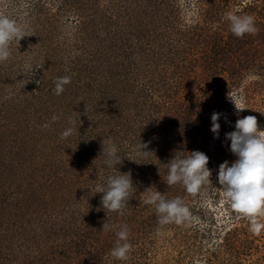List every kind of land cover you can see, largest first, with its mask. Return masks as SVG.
<instances>
[{"label":"rangeland","instance_id":"obj_1","mask_svg":"<svg viewBox=\"0 0 264 264\" xmlns=\"http://www.w3.org/2000/svg\"><path fill=\"white\" fill-rule=\"evenodd\" d=\"M228 13L253 16L258 32L234 36ZM0 14L26 35L0 63V264H226L221 240L234 228L256 245L263 231L236 226L218 170L236 159L225 134L238 118L256 116L264 130V0H0ZM63 76L71 83L57 96ZM78 113L81 126L62 140ZM109 137L125 157L116 169L102 155ZM140 141L151 156H136ZM192 151L212 172L195 196L166 184L165 165ZM129 171L125 214L107 216L94 189ZM150 187L180 197L191 220L159 225L144 203ZM122 225L127 261L110 255Z\"/></svg>","mask_w":264,"mask_h":264},{"label":"clouds","instance_id":"obj_2","mask_svg":"<svg viewBox=\"0 0 264 264\" xmlns=\"http://www.w3.org/2000/svg\"><path fill=\"white\" fill-rule=\"evenodd\" d=\"M230 22V31L238 38H243L245 34L255 35L258 29L255 25L254 17L251 15L227 14ZM25 33L17 20L0 14V63L8 61L12 55L10 48L13 43L18 44L25 37ZM31 47V46H30ZM55 87L53 92L59 96L65 91V86L71 83L70 76L57 77L53 81ZM230 96V94H229ZM237 110H245L242 106L231 100ZM88 108L85 104V114ZM219 113H213L211 117V132L215 138H219L220 119ZM80 113L76 119L69 118L72 127L66 128L60 138L67 139L76 131V125L80 122ZM59 119L57 115L51 117V122ZM43 129L50 127L49 123L41 125ZM226 140L230 141V151L236 157L229 166L225 161L219 166L218 183L219 190L223 197L230 204L231 208L242 218H246L251 225V230L259 234L264 229V130H260L256 116L249 115L238 118L235 123V130L225 134ZM150 141L139 142L136 146V156L147 158L153 154L149 151ZM102 143V155L106 157L105 164L109 168L121 165L123 158L118 154V148L113 143L112 138H107L108 147ZM209 157L200 151H192L183 155V152H176L173 158L165 165L167 168L166 184L173 186L180 184L188 194L192 196L201 193L204 186L211 184L212 172L208 168ZM134 190L131 172L119 175H110L107 184H97L95 193H102L101 206L108 213H118L124 215L130 196ZM91 191V190H90ZM148 198L144 201L147 205L155 207L158 216V224L163 226L170 223L176 225L184 224L191 220V212L180 197L167 199L165 194L159 191H152V187L145 190ZM107 221V220H106ZM113 225L104 222L102 231H110ZM117 240L110 255L117 260L127 261L133 245L129 242V229L127 225H122L116 232Z\"/></svg>","mask_w":264,"mask_h":264},{"label":"trees","instance_id":"obj_3","mask_svg":"<svg viewBox=\"0 0 264 264\" xmlns=\"http://www.w3.org/2000/svg\"><path fill=\"white\" fill-rule=\"evenodd\" d=\"M235 223L238 226L239 224L246 223V226H251L250 222L246 218H239L237 220H234ZM262 236L259 238L260 240L252 239V242L256 245L254 246H248L251 242L249 241L250 235L247 234L248 232L245 230H241L239 228H234L232 231L229 229L226 231L223 235V239L221 240V247L225 251V255H227L226 264H245V260L247 257L255 256V258H252V261L247 262V264H264V229H262ZM261 244V245H258ZM259 246L263 247V251H261V248ZM212 257L213 259L217 260L215 256V253ZM209 263V262H207Z\"/></svg>","mask_w":264,"mask_h":264}]
</instances>
